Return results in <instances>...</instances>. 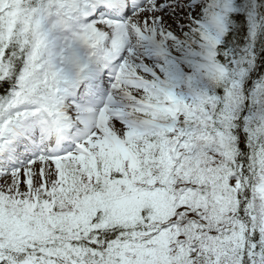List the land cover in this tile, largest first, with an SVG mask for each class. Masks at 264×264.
Listing matches in <instances>:
<instances>
[{"label": "snow or ice", "instance_id": "6c2138e0", "mask_svg": "<svg viewBox=\"0 0 264 264\" xmlns=\"http://www.w3.org/2000/svg\"><path fill=\"white\" fill-rule=\"evenodd\" d=\"M0 264H264V0H0Z\"/></svg>", "mask_w": 264, "mask_h": 264}]
</instances>
